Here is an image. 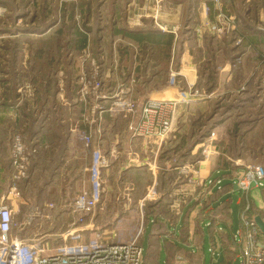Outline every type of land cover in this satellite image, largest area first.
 Listing matches in <instances>:
<instances>
[{
    "label": "crops",
    "instance_id": "obj_1",
    "mask_svg": "<svg viewBox=\"0 0 264 264\" xmlns=\"http://www.w3.org/2000/svg\"><path fill=\"white\" fill-rule=\"evenodd\" d=\"M143 2L144 0H104L98 3L92 9L91 15H88V21L90 24L101 25V28L88 33L91 41L100 39L105 42L103 63L106 66L118 63L108 80L111 90L121 81L126 87L131 86L134 96L140 98L150 96L158 100L176 99L178 90L188 86L194 87L204 95H210L208 99H196L194 103L178 107L175 139L166 142L158 151L155 142L146 145L141 139L131 138V117H112L105 113L102 115L101 134L94 136L90 149H85L80 140V132L86 130V125L81 120L79 104L74 103L80 52L75 53L76 57L70 66L72 70H67L69 73H75L74 78L70 74L65 76L68 78L65 81H58L63 69L60 68L58 74L56 73L57 80L52 84L40 82L37 109L34 112L28 110L24 104L17 112V117L14 116L13 106L16 102L13 103L15 98L10 97V116L11 113L14 116L10 117V123L15 126V121L19 128L23 120L28 125L27 130L33 129L35 138L42 136L38 139L40 145L37 143L36 147L38 160L32 168L34 173L37 168L39 173L42 170L39 178L49 177L51 180L40 189V201L44 197V203L41 202V205H45L47 198H51L59 202L58 206L63 207L67 201L74 198L78 185L81 186L79 191L91 190L93 152L98 149L106 162L101 169V200L95 208V213L86 219L87 224L98 232L128 241L134 235L132 229L139 216L147 217L140 238L141 245L143 238H146L143 264H159L161 260L163 264H175L179 258L188 264H204L202 254L207 234V249L211 260L215 257V250H218L223 252L224 256L220 264H230L233 258L238 260L239 250L237 245L232 243L231 236L239 228V215L244 203L238 181L243 175L245 165L264 164V60L260 57V53L264 52V34L257 28L262 19L264 2L223 0L224 8L235 17L239 31L241 34L245 33V40L236 50H233L231 45L232 41H236L234 34L219 38L197 32L203 25L214 20L216 8L213 0H160L158 24L168 31L176 28L177 36L161 32L150 19L140 20L141 25L135 20L136 17H129L128 20L127 9L135 7V15L139 10L134 5L140 6ZM237 5L251 10L257 8V18L251 17L252 11L251 14L247 11L245 14L236 13L234 9ZM54 10V15L57 19L59 17V23L64 19L63 13L60 7ZM75 18L72 14L71 20ZM243 19L247 21L244 22ZM116 31L118 35L115 34ZM158 35L163 42H169L166 50L162 49L161 45L159 49L143 52L141 46L133 43L141 40L139 43L147 44V47L151 48L152 43H148L145 38ZM19 69L20 66L10 72V89L21 79L30 83ZM171 70L178 73V89L166 85ZM65 86L69 92L60 93V101L55 96L56 88ZM50 87L52 91L49 90ZM69 95L70 107L66 106ZM63 96L67 100L63 99ZM56 100L61 102L63 108L53 107L52 102L56 104ZM245 104H249V108L244 107ZM237 105V113H230ZM240 109L250 113L240 112ZM58 112L64 113L59 115ZM49 121H53L56 127L61 125L60 128H54L53 132L49 131L48 137L51 136L55 144L47 143L46 130ZM244 121L250 123L247 130L242 126H246ZM74 122L77 124L76 131L73 129ZM211 127L216 136L214 147L217 154L208 162L201 163L198 168L200 180L206 181L205 188L198 190L194 198L182 209L180 216H172L168 212V196L175 187L176 168L197 158L200 143L208 135L207 129ZM30 141H34L33 137ZM50 161L55 166L47 175L45 171L47 172ZM11 173V166L4 168L0 163V184L6 183L7 191ZM28 179L31 178L24 181L26 186L29 184ZM208 180L214 185L211 183L207 186ZM127 183L134 187L129 197L134 203L127 212L124 209L114 215L119 218L111 219L108 212L113 210V206L106 200L112 199L106 196L114 191L111 186L119 185L123 188ZM19 191L20 197L24 196V192L21 189ZM147 191H155L157 198L156 201L145 202L142 215L138 207L139 200ZM233 195L238 196L234 203ZM20 199L23 205L24 199ZM233 208H237V228L232 218ZM116 219L118 220L115 221ZM71 220L68 219L70 222ZM68 221L66 220L64 225ZM31 230L32 228H29L25 234L28 231L31 233ZM145 231L148 232L147 237L144 235ZM21 237L32 239L24 234ZM233 248L235 251H231Z\"/></svg>",
    "mask_w": 264,
    "mask_h": 264
},
{
    "label": "built area",
    "instance_id": "obj_2",
    "mask_svg": "<svg viewBox=\"0 0 264 264\" xmlns=\"http://www.w3.org/2000/svg\"><path fill=\"white\" fill-rule=\"evenodd\" d=\"M159 3L160 0H144L140 6L134 5L138 7L139 13L133 14L135 7L127 9L128 20L136 17L135 20L140 23L142 19H150L161 32L177 36L176 28L168 31L158 24ZM213 3L216 8L214 20L197 30L198 34L208 33L219 38L234 34L238 44L244 41L235 17L224 8L223 0H213ZM75 20L78 30L87 37V44L78 56L79 73L76 75L74 93V103L79 104L81 120L86 125V130L80 132V140L85 149H90L94 136L101 134L102 115L106 113L112 117H131V138L141 139L146 145L155 142L159 151L166 142L175 139L178 107L194 103L196 99L210 98V95H204L192 86L179 89L178 97L171 100L134 96L131 86L126 87L121 81L111 90L108 80L118 63L115 62L113 66L100 63L104 59L105 42L95 45L97 41L93 43L89 33L79 25V16ZM257 28L264 34V3L262 19ZM260 57L264 60V52L260 53ZM227 68L229 69V66ZM177 78L178 73L171 70L166 85L178 89ZM17 103L14 104L15 109L19 107ZM15 116L17 117V114ZM17 131L11 138L10 187L7 195L2 196L0 200V264H143L144 250L140 244L144 231L143 221L139 223L137 233L129 242L114 241L110 234L98 232L85 222V218L92 215L101 200V169L106 162L98 149L93 152L91 164L92 189L80 191L68 204V213L72 220L68 229L59 236L60 242L52 246L48 241L40 242L38 237L31 240L21 237L26 230L33 227L36 220L48 221L55 205L51 202L45 205L24 203L25 211L20 220L16 219L17 210L14 211V206L21 198L18 185L27 179L32 160L37 156L36 140L24 143ZM207 132L208 135L200 143L197 158L176 168L175 187L168 196V212L172 216H180L182 209L194 198L198 190L205 188L206 181L200 180L198 168L201 163L208 162L217 154L214 147L215 132L212 127L208 128ZM211 183L213 182L208 180L207 186ZM237 185L243 193L244 203L239 215V228L231 236L232 243L238 247L237 257L240 264H264V235L254 223L249 197L252 185L254 188H264V164L245 165ZM156 198L155 191H147L139 200V208L142 209L147 201H156ZM87 234H94V239L88 241L85 236ZM231 251H235V248ZM175 264L188 262L179 258Z\"/></svg>",
    "mask_w": 264,
    "mask_h": 264
},
{
    "label": "rangeland",
    "instance_id": "obj_3",
    "mask_svg": "<svg viewBox=\"0 0 264 264\" xmlns=\"http://www.w3.org/2000/svg\"><path fill=\"white\" fill-rule=\"evenodd\" d=\"M104 0H0V163L1 165L6 168L10 166V154H11V138L12 135L15 134L18 129V126L16 125L15 121L13 126L10 123V117H14L15 114L19 111L20 108L27 105V109L31 110L34 112L37 109V104H38V94L40 92V89L38 88V85L33 78V76H37L35 71H38V68L41 66L43 67V70L47 71L46 77L44 76V81L49 84L50 80H53L52 83L57 80V75L56 71L58 74L59 69L63 68L58 76V81H65L68 79L67 77L71 74L72 78H74L75 73H69V69L72 70L70 67L73 64V60L75 59L76 55H74V50L71 48L74 47V42H73V35L75 32L79 31L78 30V24L76 23V18L74 20H69L68 18L71 17L72 14L75 15V17L79 16L80 21L79 25L83 26L84 31L91 32L92 27L96 28H101V25L99 24H90L88 21L89 17L97 5V3H100ZM107 1V0H105ZM238 2V1H237ZM240 2V1H239ZM61 8V13L65 12L66 16L62 21H59V17L54 15L55 13V8ZM73 9V11H72ZM244 9V10H243ZM234 11L236 13H241L245 14L247 11L249 14H253V18H257L256 9H245L242 6H235ZM252 11V12H251ZM74 17V16H73ZM248 17V16H247ZM65 18H67L65 20ZM252 18V19H253ZM82 20V21H81ZM244 22L247 21L243 19ZM57 23V24H56ZM243 27V26H242ZM244 28V27H243ZM242 28V29H243ZM245 30H243L244 32ZM242 32V33H243ZM245 34V33H243ZM242 34V35H243ZM95 40V39H94ZM103 40H97L93 43L95 45L97 43H102ZM232 49L236 50L237 48H240V43L238 44L236 41L231 42ZM46 49L47 51V64L46 66L42 65H33L32 61V50L34 48H40ZM229 48H231L229 46ZM20 50H25V54L20 56L22 53H20ZM230 50V49H228ZM24 59V60H23ZM23 61V62H22ZM25 61V63H24ZM27 62H30V68L28 70L27 75L32 76L31 80H29L27 77V80L30 82L28 83L27 81H24L23 79L20 80V82H15L16 86H12V89H10V72L15 70L17 67L22 65V67L27 68ZM100 61V63H102ZM68 70V71H67ZM31 71V72H30ZM62 73V74H61ZM67 76V77H65ZM43 80V79H42ZM33 83V84H31ZM62 86V82L60 84ZM70 88V87H69ZM71 89V88H70ZM50 91H52V87L49 88ZM63 91H68L69 89L67 86L65 87H60L56 88V98L61 101L59 94L62 93ZM50 92L47 91V95H49ZM256 94V93H255ZM10 97L15 98L14 102H18L19 107L15 109L14 108V116L13 113H11L10 116ZM245 96L243 97V100H245ZM63 99L67 100L66 106L70 107V99L71 95L66 99L63 96ZM61 102L56 100V104L52 102L53 107H56L58 109L63 108L61 107ZM16 105V104H15ZM237 107L239 105L234 106V109L230 113H237ZM244 107L249 108V104H245ZM5 109V110H4ZM12 111V110H11ZM240 112H244L243 110L240 109ZM64 112H58V114H62ZM244 113H250L244 112ZM248 114H247V119H248ZM246 122V126L242 125L245 130H247L249 126L248 121ZM27 124V123H26ZM75 125V126H74ZM74 125L72 124L71 126L74 128L77 127V124ZM61 125H58L57 127L54 125L53 121L47 122V143L48 144H55V141L53 138L48 137L50 132H53L54 128H60ZM28 126L25 127V130L20 129L18 130L17 133L21 134L24 143H27L32 137H34L36 134L33 131L32 128L27 130ZM73 128V129H74ZM11 129V130H10ZM53 130V131H52ZM50 131V132H49ZM42 137V136H41ZM40 136H38L37 140L41 139ZM40 145V144H39ZM53 156V155H52ZM38 157L36 156L33 158L31 167L29 168L28 171V177L31 178L28 179V186L24 184H20V188L22 192H24V196L21 198L24 199L23 204H34L37 205V203L42 204L44 203V197H42V201L39 199V194H40V189H42L46 182L51 180L49 177L47 179L44 178H39V175L42 174V170L39 173V169L34 173V167L33 165L36 164L35 161L37 162ZM48 160V159H47ZM45 160V161H47ZM34 162V163H33ZM49 162L47 172L44 171L45 173L50 174L54 168V163ZM48 164V163H47ZM33 167V168H32ZM36 169V168H35ZM52 169V170H51ZM6 173V172H5ZM34 173V174H33ZM34 175V176H33ZM78 190H75V195L78 194L80 191V185L76 186ZM114 191L110 194H107L106 197L111 198L112 200L107 199L106 201L108 203H111L113 206V210H111V214L109 213V216L111 219L119 218L118 216H114L117 213L125 211L127 212L129 209H131L134 201L130 197V192L133 191V186L131 184H128L123 186H111ZM58 192L60 191L57 189ZM79 191V192H77ZM264 188H254L252 185L251 190L249 192V197H250V205L252 207V214H254V210L258 212L264 211ZM7 187L6 183L1 185L0 184V200L2 196L7 195ZM129 194V196H127ZM60 196V195H59ZM57 197V196H56ZM63 198V197H62ZM68 198V197H67ZM133 198V197H132ZM116 199H120V201H115ZM72 199H70L71 201ZM67 201V200H66ZM70 201H67V204L62 206H58L57 203L58 201L55 202L54 199H48L47 202H51L55 205V209L51 212L50 219L48 221L45 220H36L34 223L32 230H34L31 233L29 231L25 234L23 233L24 236H31L32 239L35 237H39L37 235H40L39 241H48L50 245L55 246L60 242V235L68 229V219H71V216L68 213V204ZM112 201V202H110ZM42 202V203H41ZM15 209L17 210V215L16 219L20 220L21 215L25 211L26 206L22 205V199H18L15 202ZM139 207V206H138ZM144 207V206H143ZM105 211L106 207L104 206ZM117 208V209H116ZM103 209V208H102ZM143 209L139 208V211L142 212L143 215ZM96 210L93 211L95 213ZM93 215V214H92ZM145 215V213H144ZM68 218V219H66ZM109 218V219H110ZM145 216L140 217L137 219V221L134 224V229H132L134 235L137 233L138 228H139V223L144 222L145 223ZM232 218L235 222L236 228L238 224V217H237V208L232 209ZM88 217L85 218V222ZM135 219V220H136ZM68 221L66 225L65 221ZM116 219L115 221H117ZM129 220V219H128ZM221 226L225 227V225L220 224ZM145 226V224H144ZM143 226V227H144ZM31 229V228H30ZM130 233V230H128ZM127 231V232H128ZM29 234V235H28ZM124 234V233H123ZM148 232L145 231L144 235L147 237ZM207 234V233H206ZM130 235V234H128ZM133 236L130 237V240L128 241H123L121 239H116L114 237L113 240L117 242H129L133 239ZM143 235V236H144ZM94 234H89L87 238L88 241H91L94 239ZM207 237L204 238V247H203V257H204V264H220L221 261L223 260V252H219L218 250H215L214 254L215 257L211 260L210 258V253L208 248V234L206 235ZM218 236V235H216ZM42 238V239H41ZM142 245L144 249H146V238H143ZM197 252V250H196ZM199 253V251L197 252ZM143 261H144V256H143ZM159 264H163L162 260L159 262ZM230 264H240L239 260L234 258L232 261H230Z\"/></svg>",
    "mask_w": 264,
    "mask_h": 264
},
{
    "label": "trees",
    "instance_id": "obj_4",
    "mask_svg": "<svg viewBox=\"0 0 264 264\" xmlns=\"http://www.w3.org/2000/svg\"><path fill=\"white\" fill-rule=\"evenodd\" d=\"M97 5H98V3H97ZM99 6H100V4H99ZM63 18L66 16V14H65V12H63ZM69 20H71V17L69 18ZM72 21V20H71ZM95 25V24H94ZM97 28L94 26V27H92L91 28V30L90 31H93V30H96ZM115 34L116 35H118V32L116 31L115 32ZM130 36H138V35H130ZM74 39H73V42H74V47H72L71 49L72 50H74V53H76V52H80V50H82L85 46H86V44H87V37H86V34H84V33H81L80 31H77V32H75L74 33V35L72 36ZM132 39H134V40H139V39H135V38H132ZM145 40L148 42V43H152V45H153V47H151V48H149V47H147L148 45L147 44H144V45H142L141 43H139V42H141V40H139V41H135V42H133V43H135L136 44V46H141L142 47V50H143V52H147V50H153V49H159V46H161V45H163L162 46V49H164V50H166V48H167V46L169 45V42L167 41V42H163V40H161L160 38H159V35L158 36H153V37H147V38H145ZM25 52V50H20V53H22L20 56H22L23 54H25L24 53ZM45 57H47V51H46V49H42V47H40V48H34L33 50H32V61H33V65L34 66H37V65H42V66H46V64H47V58H45ZM24 60V59H23ZM23 62V61H22ZM24 63H25V61H24ZM29 68H30V62H27V68H25V67H22V65H20V69H19V71L20 72H22V74H24V76L25 77H27L29 80H31V78H32V76H29V75H27V73H28V70H29ZM46 70V69H45ZM45 70H43V67H39L38 68V71H35L36 72V74H37V76L35 75V76H33V78L35 79V81H36V83H37V85H40L41 86V83L40 82H43L44 81V76L46 77V74H47V71H45ZM31 72V71H30ZM56 73H57V71H56ZM43 79V80H42ZM32 81V80H31ZM52 81L53 80H50L49 81V84H52ZM45 82V81H44ZM49 91V90H48ZM5 110V109H4ZM24 119V118H23ZM26 126H28L27 124H26V122H23V120H22V122L19 124V128H18V130L20 131V129H23V130H25V127ZM33 139L34 140H36V147H37V143H38V145L40 144V142H39V140H37V138H35V137H33ZM30 141V140H29ZM28 141V142H29ZM27 142V143H28ZM263 193H264V191H263ZM254 213L256 214V215H260V216H262V218H264V211H262V212H258V211H255L254 210Z\"/></svg>",
    "mask_w": 264,
    "mask_h": 264
},
{
    "label": "water",
    "instance_id": "obj_5",
    "mask_svg": "<svg viewBox=\"0 0 264 264\" xmlns=\"http://www.w3.org/2000/svg\"><path fill=\"white\" fill-rule=\"evenodd\" d=\"M235 189L237 190V188L235 187ZM238 196L237 195H233L232 196V202L234 203L237 200ZM233 206V204H232ZM254 223L256 225V227L259 229V231L264 235V219L262 218V216L260 215H255L254 216Z\"/></svg>",
    "mask_w": 264,
    "mask_h": 264
}]
</instances>
